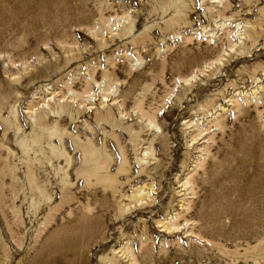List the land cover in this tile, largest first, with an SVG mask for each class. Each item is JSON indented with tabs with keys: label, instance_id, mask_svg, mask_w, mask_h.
<instances>
[{
	"label": "rangeland",
	"instance_id": "rangeland-1",
	"mask_svg": "<svg viewBox=\"0 0 264 264\" xmlns=\"http://www.w3.org/2000/svg\"><path fill=\"white\" fill-rule=\"evenodd\" d=\"M40 121L97 149L23 150ZM263 248L264 0H0V264H263Z\"/></svg>",
	"mask_w": 264,
	"mask_h": 264
},
{
	"label": "bare ground",
	"instance_id": "bare-ground-1",
	"mask_svg": "<svg viewBox=\"0 0 264 264\" xmlns=\"http://www.w3.org/2000/svg\"><path fill=\"white\" fill-rule=\"evenodd\" d=\"M108 112H110V114H107V115L111 116L109 124L114 126L113 124L117 123V117H118L117 113L115 109L108 110ZM72 115L73 114L70 113L71 117ZM11 116H12L11 120L14 123L16 120V113H14L13 111ZM14 124L16 127L17 125L19 127L18 122L17 124L16 123ZM43 124L41 123V121L39 125L37 123H34V126L38 128V130L35 129L33 131L34 135L31 137V142L33 143V145L31 147L28 144L26 139L23 140L22 138H18L19 141H16V142L19 144L20 148H22L23 150H28V151L32 150L34 154L37 151H40V153H42L43 155H47V153H49L51 155L50 157H57V158L63 157L64 161H67V156H69V153L62 148H63V145L66 143V140L64 137L65 135H68L72 138L75 148L83 147V152L86 153L87 155L86 159H88L89 156L95 151V149H97L91 145V140L89 138H84L83 140H80V136H78V134L68 133L66 130V127H62V125H60L57 122L52 121L51 124H46V125H43ZM39 126L43 128V131H39L40 130ZM53 138H58V142L56 144L52 140ZM75 138H77V140ZM77 142L80 143V146H79V143ZM34 146H39L38 150L34 149L33 148ZM86 159H83L82 161V164H81L82 166H80L81 171L79 174L82 175L86 181L90 180L91 178H94L97 182L103 185L112 186V184L116 180L115 176L111 172H109L108 174L103 173L101 170L102 166L100 164L96 163L95 165H88ZM57 168L59 170H62L63 167L58 165ZM8 169L10 171L14 170L12 166H9ZM39 192L40 194L43 193V191L40 189H39ZM50 251H52V254L53 253L58 254V250H56L55 247H52ZM68 255H70V252H68ZM255 255L257 256H254L253 258L259 261L262 260L264 264V248L262 252H260L259 254L257 253ZM68 261L65 264H70ZM72 264L74 263L72 262Z\"/></svg>",
	"mask_w": 264,
	"mask_h": 264
}]
</instances>
